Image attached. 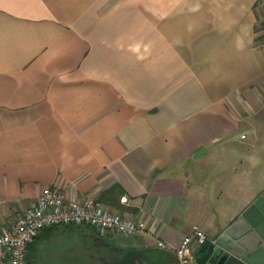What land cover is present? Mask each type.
Instances as JSON below:
<instances>
[{"label": "crops", "instance_id": "0c3cea01", "mask_svg": "<svg viewBox=\"0 0 264 264\" xmlns=\"http://www.w3.org/2000/svg\"><path fill=\"white\" fill-rule=\"evenodd\" d=\"M262 23L264 0H0V232L48 186L143 218L120 245L216 236L264 194Z\"/></svg>", "mask_w": 264, "mask_h": 264}, {"label": "built area", "instance_id": "2783aa9c", "mask_svg": "<svg viewBox=\"0 0 264 264\" xmlns=\"http://www.w3.org/2000/svg\"><path fill=\"white\" fill-rule=\"evenodd\" d=\"M120 200L125 201L126 195ZM55 225H86L102 235L119 232L135 236L146 229L143 218L111 210L94 195L70 199L60 190L47 186L32 206L0 232V264H27L28 245L44 228ZM206 238L207 234L194 225L192 233L174 250L180 264H186L193 257V244L199 246ZM157 245L166 246L160 240Z\"/></svg>", "mask_w": 264, "mask_h": 264}, {"label": "water", "instance_id": "95a60500", "mask_svg": "<svg viewBox=\"0 0 264 264\" xmlns=\"http://www.w3.org/2000/svg\"><path fill=\"white\" fill-rule=\"evenodd\" d=\"M135 251L141 252V257L134 264H180L166 246H146ZM194 259L196 264H264V194L258 195L216 236L206 238Z\"/></svg>", "mask_w": 264, "mask_h": 264}, {"label": "flooded vegetation", "instance_id": "af4514ba", "mask_svg": "<svg viewBox=\"0 0 264 264\" xmlns=\"http://www.w3.org/2000/svg\"><path fill=\"white\" fill-rule=\"evenodd\" d=\"M81 237L78 245L68 248L69 255L64 261L65 264H134L133 262L138 261L141 257V252L135 250L147 246L120 245L116 241L108 239V235H102L95 229L84 232ZM152 264L165 263L156 261Z\"/></svg>", "mask_w": 264, "mask_h": 264}, {"label": "rangeland", "instance_id": "374dc122", "mask_svg": "<svg viewBox=\"0 0 264 264\" xmlns=\"http://www.w3.org/2000/svg\"><path fill=\"white\" fill-rule=\"evenodd\" d=\"M262 13V10L259 12ZM259 21L257 22V24ZM91 228L86 225H57L42 235L33 244L30 251L29 264H65L64 261L69 255V247L78 245L81 235ZM108 239L116 242H130L133 237L119 232L108 234Z\"/></svg>", "mask_w": 264, "mask_h": 264}, {"label": "trees", "instance_id": "16d2710c", "mask_svg": "<svg viewBox=\"0 0 264 264\" xmlns=\"http://www.w3.org/2000/svg\"><path fill=\"white\" fill-rule=\"evenodd\" d=\"M262 29H264V23H262ZM261 37H262V39H264V34H262L261 35ZM57 225H55V226H49V227H46V228H44L42 231H41V233L37 236V237H35L34 239H33V241L28 245V247H27V258L29 259V257H30V251H31V249H32V247H33V244L39 239V237H41L42 235H46L48 232H50L52 229H54V227H56ZM70 226V225H69ZM27 264H29V260H28V262H27Z\"/></svg>", "mask_w": 264, "mask_h": 264}]
</instances>
